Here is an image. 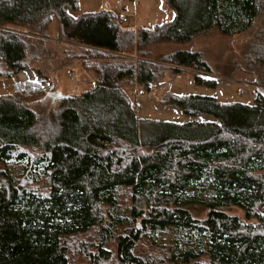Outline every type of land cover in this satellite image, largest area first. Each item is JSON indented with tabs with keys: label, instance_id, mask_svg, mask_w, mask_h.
Here are the masks:
<instances>
[{
	"label": "trees",
	"instance_id": "obj_1",
	"mask_svg": "<svg viewBox=\"0 0 264 264\" xmlns=\"http://www.w3.org/2000/svg\"><path fill=\"white\" fill-rule=\"evenodd\" d=\"M168 3L175 13L172 22L136 32L109 11L73 17L78 0H0V78H14L44 61L42 52L30 56L26 35L6 28H24L44 41L55 17L58 39L80 51L69 58L81 61L85 74V66L94 68L97 79L92 90L44 100L53 109L61 101L57 110L44 114L21 98H45L48 92L37 83H18L13 95L0 97V163L31 162L21 149L37 150L32 162L44 168L49 180L43 193L18 182L8 170L0 171V264H70L65 239L93 229L99 236L91 264L110 259L105 250L110 242L121 264H146L135 255L137 244L145 234L164 230L196 239V246L172 250L170 264H264V95L259 93L252 106L173 95L163 104L216 122L141 119L122 87L136 85L149 92L165 70L144 59L137 64L95 62L107 53L185 44L212 30L225 36L245 32L263 16V3ZM259 34L261 41L249 55L262 67L264 85V21ZM166 63L176 67L174 75L178 67L210 72L196 51H176ZM196 83L216 86L199 76ZM122 189L131 192V219L141 220V231L118 233L105 216V208L118 206ZM205 193L207 198H201ZM198 203L207 210L204 220L191 208ZM230 207L255 223L228 215Z\"/></svg>",
	"mask_w": 264,
	"mask_h": 264
},
{
	"label": "rangeland",
	"instance_id": "obj_2",
	"mask_svg": "<svg viewBox=\"0 0 264 264\" xmlns=\"http://www.w3.org/2000/svg\"><path fill=\"white\" fill-rule=\"evenodd\" d=\"M264 7V0H261ZM79 10L72 13V16L78 18L86 14H96L103 11H109L117 16L124 13L127 16L128 23L122 24L126 28L134 31L148 29L154 31L157 27L164 26L175 19V13L170 7L168 0H78ZM264 16V14H263ZM258 19L253 26L242 33L234 35H222L217 30H212L191 42L185 44H153L140 47L139 50H133L130 54L107 53L102 62L124 61L137 64L144 59L149 63L160 66L165 70L164 78L152 86L153 93L148 95L147 88L122 87L127 97L133 103L135 112L139 118L155 121L172 122L184 124L196 120L199 122H216L212 117L199 116L196 118L187 116L183 111L169 107L163 104L166 98L170 96H204L215 98L222 104H244L252 106L255 104L258 94L264 95V85L260 82L262 67L256 63L249 55L256 43L261 40L260 32L263 28L264 17ZM7 30H16L26 35L27 48L31 53L42 52L43 65L47 66L49 73L54 69H60L57 73L58 86L60 93L66 96L79 95L83 91L94 89L96 85V76L92 67L85 66L86 74H81L74 69L70 63H65L64 58L70 60V56H76L74 53L80 51L69 50L65 41L59 38L58 20L53 17L49 27L47 38L44 37L45 44H41L43 37L32 35L24 28H6ZM31 36V37H30ZM38 38V40H37ZM40 39V40H39ZM66 46V47H65ZM74 48L75 46H71ZM179 50L196 51L202 54L204 61L210 68V72L197 71L189 68H179L178 74L174 75L172 70L174 66L166 63L170 54ZM140 52L143 57L140 58ZM73 60V59H72ZM79 61V60H78ZM37 79L41 83L44 81L52 82L53 79L44 74V71L34 65L27 70L14 76V78H0V97L13 95L14 88L19 82ZM196 76L203 81L212 80L216 82L215 87H209L204 84L196 83ZM81 84L80 86L78 85ZM139 94V98L133 94ZM44 97V96H43ZM42 96L31 99L29 95L21 97L29 101L30 108L39 114L47 113L51 108L50 102L44 101ZM43 98V99H42ZM59 101L55 109L60 105ZM138 108H136V107ZM120 153H124L121 148H116ZM28 154L29 160H12L6 163H0V171L5 169L18 181L25 186L34 188L43 193L48 192L49 180L44 175V168L33 164L34 158L38 156L37 150L21 149ZM129 154V153H128ZM34 165V166H33ZM207 194L201 195V198H207ZM134 208L133 199L130 190L122 189L118 193V206L115 209L105 208L106 218L116 223L118 233L130 232L131 230H142V222H133L131 219ZM195 217L198 220H204L207 216L206 208L198 203L191 207ZM227 214L238 217L246 224L255 223L247 221L245 213L237 208L230 207ZM111 214L114 218L111 217ZM99 230L93 229L87 234H79L65 239V246L69 252L70 264H91L90 254L96 253L98 244ZM177 242L181 243L178 246ZM196 246V239L183 233H173L171 230L158 231L154 234H145L137 244L135 255L142 259L146 264H170V254L172 250L180 248H190ZM116 245L110 242L105 246V250L111 253L110 259L102 261L101 264H121L117 256Z\"/></svg>",
	"mask_w": 264,
	"mask_h": 264
},
{
	"label": "crops",
	"instance_id": "obj_3",
	"mask_svg": "<svg viewBox=\"0 0 264 264\" xmlns=\"http://www.w3.org/2000/svg\"><path fill=\"white\" fill-rule=\"evenodd\" d=\"M65 45L66 46H70L71 45V46H75L76 47V45L69 44V43H68V45L67 44H65ZM72 59H70V60L67 59L66 60L64 58V60H62V61H64L65 63H70L73 66L74 69L78 70L81 74H85V72L83 71V63L81 61L76 60V59H73V60ZM38 66L44 71V74H46L47 77L49 76L50 78H52L53 81L52 82H49V81L45 82L44 81L43 83H41L37 79H31L29 76H27V78H29L28 81L41 85L45 89L46 92H50V91H52L54 89L58 91V89L56 87V86H58L57 73L60 71V69H56L55 68L53 73H49L48 70H47V67H45V66H47L46 64L44 66L41 63ZM28 81H25V82H28ZM19 83H23V82H19ZM78 85L80 86L81 84L78 83Z\"/></svg>",
	"mask_w": 264,
	"mask_h": 264
},
{
	"label": "built area",
	"instance_id": "obj_4",
	"mask_svg": "<svg viewBox=\"0 0 264 264\" xmlns=\"http://www.w3.org/2000/svg\"><path fill=\"white\" fill-rule=\"evenodd\" d=\"M118 18H119V20H120V22L121 23H123V24H127L128 23V19H127V16L124 14V13H120L119 15H118ZM152 93H153V90H150L149 92H148V95H152ZM134 95V97H136L137 99L139 98V94L137 93V94H133ZM136 107V106H135ZM136 108H138V107H136ZM135 110V109H134Z\"/></svg>",
	"mask_w": 264,
	"mask_h": 264
},
{
	"label": "water",
	"instance_id": "obj_5",
	"mask_svg": "<svg viewBox=\"0 0 264 264\" xmlns=\"http://www.w3.org/2000/svg\"><path fill=\"white\" fill-rule=\"evenodd\" d=\"M63 94L60 93L59 91H51V92H48L44 98V100H47V99H60L62 98Z\"/></svg>",
	"mask_w": 264,
	"mask_h": 264
}]
</instances>
